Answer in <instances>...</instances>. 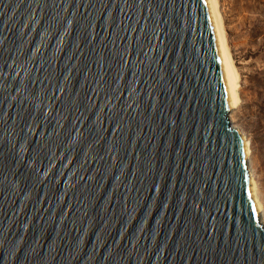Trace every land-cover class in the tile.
Returning a JSON list of instances; mask_svg holds the SVG:
<instances>
[{
    "label": "water",
    "instance_id": "obj_1",
    "mask_svg": "<svg viewBox=\"0 0 264 264\" xmlns=\"http://www.w3.org/2000/svg\"><path fill=\"white\" fill-rule=\"evenodd\" d=\"M206 0H0V264H264Z\"/></svg>",
    "mask_w": 264,
    "mask_h": 264
},
{
    "label": "rangeland",
    "instance_id": "obj_2",
    "mask_svg": "<svg viewBox=\"0 0 264 264\" xmlns=\"http://www.w3.org/2000/svg\"><path fill=\"white\" fill-rule=\"evenodd\" d=\"M240 77L234 124L250 142V163L264 208V0H218Z\"/></svg>",
    "mask_w": 264,
    "mask_h": 264
},
{
    "label": "bare ground",
    "instance_id": "obj_3",
    "mask_svg": "<svg viewBox=\"0 0 264 264\" xmlns=\"http://www.w3.org/2000/svg\"><path fill=\"white\" fill-rule=\"evenodd\" d=\"M206 1L209 8L212 24L214 27V32L218 44L219 54L221 57L222 67H223L226 86H227V92L230 103V112L228 116L229 122L232 128H234L238 133V136L242 143L244 155L246 158L247 170H248V180H249L251 198L256 208L255 212L259 220V223L264 227V208L258 195V185L255 180L254 170L250 163V157H251L250 142L248 138L245 136V134L233 123L234 112L238 110L241 105L239 73L235 67L234 60L229 48L219 1L218 0H206Z\"/></svg>",
    "mask_w": 264,
    "mask_h": 264
}]
</instances>
